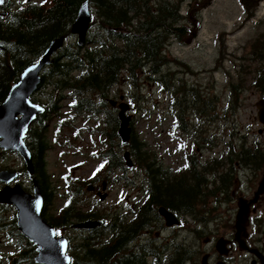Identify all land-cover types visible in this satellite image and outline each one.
Returning <instances> with one entry per match:
<instances>
[{"label":"trees","instance_id":"1","mask_svg":"<svg viewBox=\"0 0 264 264\" xmlns=\"http://www.w3.org/2000/svg\"><path fill=\"white\" fill-rule=\"evenodd\" d=\"M181 1L24 0L15 5L13 0H6L0 5V104L23 72L39 62L51 43L59 38L65 39V46L53 56V64L43 71L40 89L32 97V101L45 110L27 136V145L33 153V176H29L24 163L17 171L37 180L46 201L44 218L58 235L68 239V253L74 264L189 263L191 253L186 247H170L163 255L151 232L141 245L131 247V244L147 234L151 224L157 220L158 208L165 207L179 214L192 213L200 204L201 195L198 192L204 183L197 179L195 187L188 185L189 176L176 182L160 166L161 159L148 147L147 141L132 127L133 121L130 142L123 145L118 135V115L110 105L115 88L125 83L131 89L128 96L131 109L137 111L144 99L141 96L144 80L154 79L171 97L170 115L175 122L173 136H178L180 128L185 133L192 128L186 121L188 111L197 117L205 116L215 106L216 101L207 98L199 84L190 85L172 71L175 62L167 54L168 47L172 40L184 38L189 28V19L182 14ZM261 1L242 0L247 21L255 17V10ZM85 2L90 3L92 26L85 44L79 46L72 27ZM242 62L241 65L234 64L235 69L239 72L241 68L242 72L252 69L253 76L256 72L258 87L264 94V29L258 32ZM248 62H252L254 67ZM102 115L105 118L97 122L96 129L86 131L92 138L99 136L94 146L100 149L99 159L107 160L102 162L106 163V179L111 185L121 182L112 176L128 169L124 152L129 151L134 165L141 170L144 189H149L148 206L139 210L131 222L121 215L110 218L92 204L86 210L87 206L83 204L86 201L81 196L87 182L66 178L69 199L58 216L49 215L48 205L56 190L48 171V153L59 143L63 130L73 129L74 123L81 119L85 122L91 119L98 121ZM52 121H56L53 128L49 124ZM51 134L57 136L54 141ZM66 140L69 141L68 138ZM0 155L3 157L6 153ZM235 157L238 158V155ZM25 190L31 192L33 186L27 185ZM82 204L84 207H79ZM9 211H12L10 218L7 216ZM88 220H102L104 224L90 231H81L77 240L71 237L73 225ZM0 236L5 242L10 241L12 246L3 264H36L35 246L18 230L11 206L0 205Z\"/></svg>","mask_w":264,"mask_h":264},{"label":"rangeland","instance_id":"2","mask_svg":"<svg viewBox=\"0 0 264 264\" xmlns=\"http://www.w3.org/2000/svg\"><path fill=\"white\" fill-rule=\"evenodd\" d=\"M37 1L40 2L41 0ZM14 2L15 5H20L24 0H14ZM261 2H263L260 5L263 13L255 10V18L250 21L246 20V9L241 0H182L180 2L183 4L182 14L189 19L187 21L189 28L186 29L187 35L184 38L172 40L167 54L172 60H176L174 62L178 63H175L172 68L174 72L178 73V78H184L190 85L199 84L202 92L207 94V98L211 97L216 101L215 106L217 107L212 108L213 114L216 115L215 121L209 122L208 118L202 117L198 121L199 118L192 111L187 112L186 121L192 126V134L196 127L200 126L206 138L211 137L209 140H213L218 152L228 149L230 147L228 145L237 146V138L242 131L251 133L257 128V125H254L255 104L260 98L256 83L257 76H252L251 69L242 72L241 68V72H239L237 68L235 69L234 64H243L242 59L250 52L252 41L258 32L264 29V0ZM248 64L254 67L252 62H248ZM252 84L256 87L251 86ZM244 87H246L245 91ZM130 90V85L122 83L115 88L110 100L121 102L120 97L124 96V102L130 105L128 98ZM141 90V96L144 99L139 104V109L137 111L131 109L130 111V114L133 115L132 127L142 136V139L147 141L148 147L156 153L164 166H184L187 159L186 155L190 156L192 153L199 157L195 148L193 152L188 149L189 147L192 148L194 144L191 140L194 135H190V141L189 137L184 136L181 131L178 132V136L172 135L175 122L170 115L171 97L169 93L165 92L154 79L144 80ZM233 90L234 93L231 92ZM234 104L238 107L233 106ZM62 106L65 111V103ZM104 118L102 115L98 121L95 119L86 122L82 119L76 121L73 129L63 130V134L59 136V143L55 145V149L48 153V171L52 176L53 187L56 190L53 192L48 205L47 213L49 215L58 216L65 202L69 199L65 186V179L67 178L87 182L84 194L81 196L82 200L86 201L83 203L88 207L86 210L92 204L93 207L106 212L110 218L122 215L125 216L124 219L129 220L128 222L132 221L131 208L134 202L139 201L138 198L142 197L138 186L135 188L133 185L130 186L132 182L128 183L129 181L120 179L125 177L121 172L112 176L121 181L119 184L111 185L109 183L104 167L106 163H102L103 161L107 162V160L106 158L104 160L99 159L98 152L100 149L94 146L95 142L99 141V136L95 135L92 138L91 134L86 131L96 129L97 122H102ZM55 123L56 121H52L49 124L53 128ZM67 138L69 141L66 140ZM179 144H182V149L178 148ZM185 144L188 147L187 150H185ZM210 152L211 150H202L203 161L210 157ZM22 164V159L15 153L6 152V155L0 157V170L17 171L22 168ZM131 173L132 171L127 174L128 179L133 178L130 177ZM20 182L25 185L26 179L22 177ZM95 183H98V188L101 190L100 195H95L90 191ZM104 184L106 189H104ZM101 196L107 197L102 200ZM83 204L79 207L83 208ZM197 207H201V204H198ZM11 212L9 211L7 214L8 218H10ZM200 218L201 216L197 219L200 220ZM197 223L196 221L195 225ZM154 226L153 231L151 228L149 231H152V236L160 237L163 234L160 226L158 223ZM182 229L183 227H180L174 231ZM172 230L173 228L170 229V231ZM80 233L81 230L73 228L70 235L77 240ZM185 234L182 232L179 236ZM167 235L163 234L162 237ZM11 251L10 241L5 242L0 236V264H3L5 257Z\"/></svg>","mask_w":264,"mask_h":264},{"label":"flooded vegetation","instance_id":"3","mask_svg":"<svg viewBox=\"0 0 264 264\" xmlns=\"http://www.w3.org/2000/svg\"><path fill=\"white\" fill-rule=\"evenodd\" d=\"M260 96L255 104L254 125L256 124L257 128L251 133L242 131L237 138V146L231 145L222 152L216 151L217 147H210L211 137L206 138L204 134L203 142L197 138L196 134L201 130L198 126L193 134L191 129L189 133L183 135H187L189 141L190 135H194L191 138L194 143L192 148H188L185 144V150L188 148L193 152L195 148L200 158L192 153L187 157L184 166L179 167H166L163 162L160 163V166L170 173L176 182L189 176L188 185L195 187L197 179L201 180L204 184L198 192L201 195L199 198L209 200L210 204L204 209L194 208L192 213L183 214L165 207L158 208L159 215L156 214L157 220L151 224V230L155 228L154 224L158 223L161 232L168 234L166 237H162L163 234L155 237L163 255L164 251H168L170 247L182 245L191 253L188 264H264V189L262 188L264 185V115H260L264 112L262 103L264 95ZM201 117L208 118L209 122L216 120V115L213 116L212 113L199 116L198 121ZM181 147L182 144H179L178 148L182 149ZM203 149L211 150L210 157L205 161L202 157ZM235 155H238V158ZM235 158L236 160H233ZM134 173L138 178L139 174L136 170ZM91 191L95 195H100L98 183L94 184ZM141 194L143 199L138 198L139 201L134 202L131 208L132 221L138 211L149 204V189ZM161 208L173 213L179 220V225L169 227L160 213ZM242 214L245 216L242 217L239 225V217ZM198 216H201L200 220L197 219ZM196 221L198 223L195 225ZM180 227L183 229L174 231ZM172 228L173 230L170 231ZM152 231L148 232L152 233ZM181 231L186 234L179 236ZM148 238V234L140 236L131 247L141 245ZM165 246L167 248L163 249Z\"/></svg>","mask_w":264,"mask_h":264},{"label":"water","instance_id":"4","mask_svg":"<svg viewBox=\"0 0 264 264\" xmlns=\"http://www.w3.org/2000/svg\"><path fill=\"white\" fill-rule=\"evenodd\" d=\"M0 3V5H3ZM92 20L89 2L84 3L77 20L72 27V34L77 37V44L83 46ZM65 44L61 38L51 43L44 56L38 63L28 67L15 83L3 103L0 104V149L4 152L15 153L20 156L27 171L33 175L32 152L27 145V136L38 116L44 113V108L32 101L41 83V72L46 65L53 64V56ZM119 105L121 112V126L118 130L123 145L130 142L132 116L128 115L130 105L121 98ZM264 105V100L262 101ZM260 115H264L261 112ZM129 168L133 167L129 151L124 153ZM17 171L1 170L0 183L4 185L0 191V204L10 205L16 212V225L20 233L36 248V264H74L68 253L69 242L64 236L52 235L55 229L44 218L45 202L41 190L35 183L34 194L23 191L20 185H15ZM264 189V185L262 186ZM93 187L90 188L92 190ZM104 189L106 186L104 184ZM10 192L14 195L10 198ZM15 192V193H14ZM104 200L107 196H101ZM8 199V200H7ZM7 200V201H6ZM169 227L179 224L178 219L164 208L160 209ZM242 218L239 217V225ZM103 221H84L73 226L79 230H93L103 225ZM57 233V232H56ZM67 242L66 247L64 243Z\"/></svg>","mask_w":264,"mask_h":264},{"label":"bare ground","instance_id":"5","mask_svg":"<svg viewBox=\"0 0 264 264\" xmlns=\"http://www.w3.org/2000/svg\"><path fill=\"white\" fill-rule=\"evenodd\" d=\"M14 1V0H13ZM242 1V0H241ZM44 2V1H43ZM86 3V2H85ZM243 3V2H242ZM263 2H260L259 3V5H258V8L256 9L257 10V12H258V10H259V12L260 13H263L262 12V9H261V4H262ZM90 4V3H89ZM260 7V8H259ZM79 15V14H78ZM78 18V17H77ZM92 18H93V15H92ZM255 18V17H254ZM253 18V19H254ZM254 21V20H253ZM91 23H92V20H91V22H90V25H89V28H90V26H92L91 25ZM59 39H61V38H59ZM56 40H58V39H56ZM55 41V40H54ZM53 41V42H54ZM52 42V43H53ZM65 46V44L60 48V49H58V51H60L63 47ZM57 51V52H58ZM53 59V58H52ZM172 61V60H171ZM174 61H176V60H174ZM54 62V61H53ZM172 63H174V62H172ZM175 63H177V62H175ZM178 64V63H177ZM51 64H49V65H46V67H44V69L42 70V72H41V82H42V73H43V71L45 70V68H47V67H49ZM252 70V69H251ZM173 71V70H172ZM257 71V70H256ZM250 72V71H249ZM249 74V73H248ZM254 74H256L255 76H257V73L255 72ZM253 76V75H252ZM242 79L244 78V77H241ZM252 80H254V79H252ZM243 81V80H242ZM244 81H246V80H244ZM239 83H241L240 81H239ZM256 83H258V82H256ZM256 83H255V85H256ZM40 85H41V83H40ZM40 85H39V88L38 89H40ZM243 86L245 85V84H242ZM254 84H252L251 86H253ZM254 85V86H255ZM238 86V85H237ZM236 86V87H237ZM258 86V85H257ZM249 87V86H248ZM256 87V86H255ZM261 87V86H260ZM240 88V87H239ZM232 89V88H231ZM238 89V88H237ZM251 89V88H250ZM242 90V89H241ZM246 90V87H244V91ZM244 91H242V92H244ZM253 91V90H252ZM38 92V91H37ZM37 92L35 93V94H37ZM231 92H233L234 93V90L233 91H231ZM258 93L260 94V95H264L263 94V92H262V90L261 89H259L258 90ZM238 94V93H237ZM214 95V94H213ZM240 95V94H239ZM124 98V96H121L120 97V100H121V98ZM215 97H217V96H215ZM232 97V96H231ZM230 97V98H231ZM235 97H238L237 95H235ZM261 97V96H260ZM214 98V97H213ZM209 99H211V97L209 98ZM219 99V98H218ZM235 100V99H234ZM220 101V100H219ZM210 102V101H209ZM213 102V101H212ZM218 102V101H217ZM231 102V101H230ZM237 102V101H236ZM202 103V102H201ZM219 103V102H218ZM217 103V104H218ZM237 104V103H236ZM236 104H234L233 106H235ZM259 104H261V102L259 103ZM40 105V104H39ZM110 105L112 106V108L113 109H116V111H117V115H118V119H119V122H120V126H121V119H120V117H119V114H120V112H121V109H120V107H119V105H120V101H117V100H110ZM43 107V106H42ZM201 107V106H200ZM217 106H215V108H216ZM236 107H238L237 105H236ZM257 107V106H256ZM44 108V107H43ZM199 108V107H198ZM209 108H210V105H209ZM214 108V107H213ZM200 109V108H199ZM212 109V108H211ZM237 109V108H236ZM235 109V110H236ZM240 109V108H239ZM45 111V110H44ZM130 111H131V105H130ZM130 111L128 112V114H130ZM44 114V113H43ZM42 114V115H43ZM39 116H41V115H39ZM39 116H38V118H39ZM89 117V116H88ZM64 119V118H63ZM38 120V119H37ZM37 122V121H36ZM35 122V123H36ZM66 122V121H65ZM34 123V124H35ZM33 124V125H34ZM32 125V126H33ZM130 125H131V123H130ZM131 127V126H130ZM32 128V127H31ZM30 128V129H31ZM120 128V127H119ZM183 134H186L181 128L179 129ZM190 130H191V128L188 130V133L190 132ZM30 131V130H29ZM57 132V131H56ZM29 133V132H28ZM119 135V134H118ZM54 136V134L52 135L51 134V139H52V141H54L55 140V136ZM196 136H197V138H200V142H203L204 141V139L205 138H203L204 137V134H203V132H202V129L200 130V131H198L197 132V134H196ZM119 140H120V137H119ZM120 142H121V140H120ZM122 143V142H121ZM127 144H129V142L127 143ZM210 147L211 148H214L215 147V145H214V142H213V140H212V143H210ZM32 152V151H31ZM2 153H6V152H4V150H2V149H0V154H2ZM10 153V152H9ZM125 153V152H124ZM132 159V158H131ZM133 160V159H132ZM134 162V161H133ZM194 162H197V160H194ZM32 163H33V153H32ZM126 166H127V163H126ZM134 166V165H133ZM164 167V166H163ZM127 170L126 171H124V173H123V175H125V177H122V178H120V179H124V181H126V182H128V181H130V182H132L131 184H130V186H134L135 188H136V186H138V190H139V192H144L145 191V187H143L144 186V184H143V182L141 181V176H140V173H141V170L139 169V167H137L136 165L134 166V167H131V168H129L128 166H127ZM135 170H136V172L139 174L138 175V178L136 177V175H135ZM1 171V170H0ZM130 171H132V173L130 174V177L132 176L133 178H127V174L130 172ZM28 172V171H27ZM118 172H116L115 174H117ZM28 174H29V172H28ZM50 174V173H49ZM114 175V174H113ZM29 176L30 177H32L33 175H30L29 174ZM25 178L26 179V184L24 185V183L23 182H20L21 181V178ZM31 179H32V181H31ZM29 178L27 175H23V174H21V172H17V177L15 178V185L14 186H16V185H20L21 186V188L23 189V191L24 192H26V193H28V194H34V190H35V183H36V185L39 187V185H38V183H37V180L35 179V178ZM0 185L2 186V188H0V191L1 190H3V188H4V185H2L1 183H0ZM27 185H32L33 186V190L31 191V192H27L26 190H25V186H27ZM93 187V186H92ZM39 189H40V187H39ZM41 190V189H40ZM108 190V189H107ZM91 191V190H90ZM15 193V192H14ZM41 194H42V196H43V200H44V202H46L45 201V197H44V194H43V192H42V190H41ZM12 195H14L12 192H10V198L12 197ZM8 200V199H7ZM6 200V201H7ZM200 201V204H201V207H203V206H209L210 204H209V200H199ZM0 205H5V206H9L10 207V205H6V204H0ZM45 206H46V204H45ZM198 206V205H197ZM196 206V209L197 210H199L200 208L199 207H197ZM13 208V207H12ZM14 209V208H13ZM45 209H46V207H45ZM165 209V208H164ZM202 209H204V208H202ZM15 211V210H14ZM173 214V213H172ZM15 215H16V212H15ZM174 215V214H173ZM122 216V215H121ZM243 216H245V214L243 215H241L240 217L242 218ZM199 217V216H198ZM191 219V218H190ZM102 221V220H101ZM129 221V220H128ZM191 221V220H190ZM104 222V221H103ZM202 223V222H201ZM104 224V223H103ZM76 225V224H75ZM101 227V226H100ZM173 227V226H172ZM81 231H83V230H81ZM87 231H90V230H87ZM148 235H149V232H146ZM153 237H155V235H153ZM132 245V244H131ZM36 249V248H35Z\"/></svg>","mask_w":264,"mask_h":264},{"label":"snow or ice","instance_id":"6","mask_svg":"<svg viewBox=\"0 0 264 264\" xmlns=\"http://www.w3.org/2000/svg\"><path fill=\"white\" fill-rule=\"evenodd\" d=\"M3 2H4V0H0V3H3ZM45 2H47V0H45ZM52 235L55 236V235H58V233L53 232ZM66 244H67V242L64 243V246H65V247H66Z\"/></svg>","mask_w":264,"mask_h":264}]
</instances>
